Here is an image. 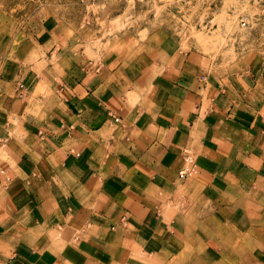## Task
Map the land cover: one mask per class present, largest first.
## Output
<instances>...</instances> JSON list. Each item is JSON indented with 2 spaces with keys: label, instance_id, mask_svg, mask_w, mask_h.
I'll return each instance as SVG.
<instances>
[{
  "label": "crops",
  "instance_id": "1",
  "mask_svg": "<svg viewBox=\"0 0 264 264\" xmlns=\"http://www.w3.org/2000/svg\"><path fill=\"white\" fill-rule=\"evenodd\" d=\"M51 30L0 42V264H264V63Z\"/></svg>",
  "mask_w": 264,
  "mask_h": 264
},
{
  "label": "rangeland",
  "instance_id": "2",
  "mask_svg": "<svg viewBox=\"0 0 264 264\" xmlns=\"http://www.w3.org/2000/svg\"><path fill=\"white\" fill-rule=\"evenodd\" d=\"M52 28L106 54L164 30L193 45L214 72L264 63V0H0L2 44L21 47Z\"/></svg>",
  "mask_w": 264,
  "mask_h": 264
},
{
  "label": "built area",
  "instance_id": "3",
  "mask_svg": "<svg viewBox=\"0 0 264 264\" xmlns=\"http://www.w3.org/2000/svg\"><path fill=\"white\" fill-rule=\"evenodd\" d=\"M242 25L244 26V22H242ZM184 161L190 166V169L181 170L178 172V177L180 179L185 178L188 175V172L192 170L191 166L193 165V159L187 154L184 158Z\"/></svg>",
  "mask_w": 264,
  "mask_h": 264
}]
</instances>
